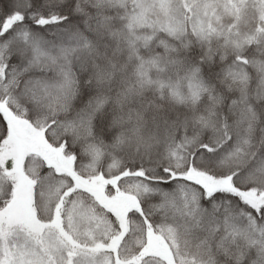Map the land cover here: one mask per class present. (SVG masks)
I'll return each instance as SVG.
<instances>
[{
	"label": "snow or ice",
	"instance_id": "obj_1",
	"mask_svg": "<svg viewBox=\"0 0 264 264\" xmlns=\"http://www.w3.org/2000/svg\"><path fill=\"white\" fill-rule=\"evenodd\" d=\"M0 264H264V0H0Z\"/></svg>",
	"mask_w": 264,
	"mask_h": 264
}]
</instances>
